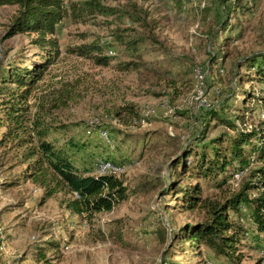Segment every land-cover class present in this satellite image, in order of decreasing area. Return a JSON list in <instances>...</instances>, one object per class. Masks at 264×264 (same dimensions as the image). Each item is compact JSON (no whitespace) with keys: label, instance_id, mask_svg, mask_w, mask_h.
Listing matches in <instances>:
<instances>
[{"label":"rangeland","instance_id":"obj_1","mask_svg":"<svg viewBox=\"0 0 264 264\" xmlns=\"http://www.w3.org/2000/svg\"><path fill=\"white\" fill-rule=\"evenodd\" d=\"M76 1L81 0H64ZM101 4L129 17H121L122 22L121 14L62 21L55 33L59 56L33 86L27 104L30 115L40 114V107L48 109L58 90L69 93L71 100L58 104L45 119L50 127L47 140L64 149L74 167L93 176L98 161L123 164L125 172L118 178L126 198L112 211L90 219L70 216L58 206L61 195L40 204L41 190L31 193L38 187L19 182L7 188L6 182L23 166L18 152L1 149L0 228L14 255L0 254V264H40L35 249L46 240L58 242V230L67 242L46 254L53 264H159L163 259L228 264L204 249L193 252L178 242L169 248L171 229L191 215L181 212L173 195L164 191L174 176L168 164L181 148L195 149L241 130V124L233 123L232 130L226 124L241 120L243 111L246 127L264 121L258 115L264 105L255 100L264 95V81L239 64L250 55L264 54V0ZM14 12V7H0V72L30 68L40 58L30 43L33 35L5 38ZM114 32L142 41L136 50L125 49L114 41ZM87 44L101 47L102 55L112 52L106 54V66L66 52ZM125 63L136 68L125 69ZM243 92L248 93L245 101ZM162 97L168 101L165 108L159 107ZM209 108L220 113L224 124L206 117ZM135 116L143 123L133 124ZM239 185L228 186V192ZM228 192L204 189L205 196L215 198ZM242 224L247 235L238 250L239 264H255L262 258L264 240L249 222Z\"/></svg>","mask_w":264,"mask_h":264},{"label":"trees","instance_id":"obj_2","mask_svg":"<svg viewBox=\"0 0 264 264\" xmlns=\"http://www.w3.org/2000/svg\"><path fill=\"white\" fill-rule=\"evenodd\" d=\"M5 6L15 8L5 38L33 35L30 43L40 56L30 68L0 72V150L18 152L19 164L23 166L15 178L6 182V187L14 188L19 182L38 187L41 190L40 204L61 195L58 206L77 218L90 219L95 214L112 211L126 198V189L119 178L93 176L78 170L64 149L47 140L50 127L45 119L48 113L58 104L71 100V95L58 90V97L50 101L48 109L40 107V114L30 115L27 102L33 86L59 56L55 33L62 21L83 22L96 15L117 17L121 14L119 21L122 22L121 17L125 15L115 8L102 6L101 0L68 3L64 0H0V7ZM113 39L125 49L133 50L142 41L123 39L120 32H114ZM101 51L102 48L95 44L78 45L66 50L67 54L88 59L96 66H106L109 57L106 53L102 55ZM239 64L251 70L256 79L264 81V54L250 55ZM123 67L135 69L136 65L125 63ZM243 95L245 101L248 93L243 92ZM250 96L249 99H254L253 95ZM164 99L167 104V99ZM255 100L257 104L264 105V95ZM207 110V118L224 124L220 113L212 108ZM258 111L264 114V110ZM129 112L132 113L130 109ZM242 113L244 115H239L241 120L235 119L226 124L231 130L233 123L236 126L241 124V130H234L230 136L219 135L195 149L188 146L181 148L170 160L168 168L174 176L168 180L164 192L171 193L180 211L191 216L171 229L169 248L178 242L187 250L198 252L204 249L214 258H222L228 264H239L238 250L247 235L242 224L244 220L264 240V121L247 129L245 112ZM135 118L131 120L135 121ZM238 171L242 172L241 177L234 182L232 175ZM237 183L240 184L238 189L228 192V186ZM210 188L228 194L218 198L205 196L204 189ZM161 236L164 234L161 233ZM57 241L59 243L44 241L35 249L34 259L40 264H53V259L47 258L46 254L59 247L61 249L67 242L66 237L62 242L58 235ZM261 260L264 262L263 258ZM261 260L255 264H262ZM159 264L182 262L163 259Z\"/></svg>","mask_w":264,"mask_h":264},{"label":"built area","instance_id":"obj_3","mask_svg":"<svg viewBox=\"0 0 264 264\" xmlns=\"http://www.w3.org/2000/svg\"><path fill=\"white\" fill-rule=\"evenodd\" d=\"M108 55H111L112 52L110 50L105 52ZM221 72V71H219ZM167 106L166 104V100L164 98L160 99L159 101V107L161 108H165ZM259 117L260 118H264V114L259 112ZM142 124V120L139 121H133V124ZM249 127H247L248 129ZM103 137L105 138V135L103 134ZM96 176H114V177H119L120 175H122L125 172V167L124 166H118L115 164H112L110 162H104V161H98L96 163ZM241 173L240 171L235 172L232 175L231 180L232 181H237L240 177H241ZM40 192L39 189L34 188L32 189L31 193L33 196L38 195V193ZM240 222H243L242 220H240ZM68 229H72L73 225L71 223L68 224ZM56 234L61 238L62 242L65 241V237L62 234V232L60 230L56 231ZM0 254L4 255L5 257H12L14 255V251L8 247V245H6L4 243L3 240V235H2V230L0 228ZM262 258L264 260V252L261 253Z\"/></svg>","mask_w":264,"mask_h":264}]
</instances>
